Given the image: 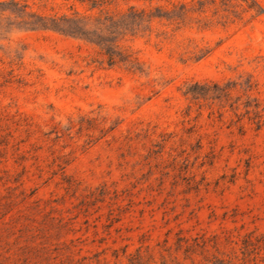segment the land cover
<instances>
[{
	"label": "rangeland",
	"instance_id": "1",
	"mask_svg": "<svg viewBox=\"0 0 264 264\" xmlns=\"http://www.w3.org/2000/svg\"><path fill=\"white\" fill-rule=\"evenodd\" d=\"M20 1L45 15L96 11ZM203 1L199 27L126 42L142 73L99 64L94 45L54 31L0 40L21 55L0 63V226L21 215L44 262L162 264L170 252L190 264L173 253L180 230L218 236L208 259L239 258L243 237L264 232V0ZM130 5L151 8H108Z\"/></svg>",
	"mask_w": 264,
	"mask_h": 264
},
{
	"label": "trees",
	"instance_id": "2",
	"mask_svg": "<svg viewBox=\"0 0 264 264\" xmlns=\"http://www.w3.org/2000/svg\"><path fill=\"white\" fill-rule=\"evenodd\" d=\"M83 3L85 0H79ZM115 0H87L88 10H96L88 14L73 11L70 14L45 15L31 11L27 4L20 0H0V40L6 39L5 33L13 29L29 30H49L63 35L76 37L89 42L96 48L99 56V64H105L107 67H123L131 73H142L143 65L138 57L133 53L130 46L126 44L132 38L142 35L151 30V37L160 41L174 37L179 31L201 25L199 13L204 5L203 0L190 2H172L170 0H145L151 2V8H137L134 5L126 9L110 10L108 6ZM0 63L13 66L19 63L21 55L17 50L11 51L0 44ZM205 55L194 53L192 57L198 60ZM193 97H198L199 91L188 89L186 91ZM248 102L246 107L249 108ZM255 102L253 108H258ZM248 111V110H247ZM260 116V115H259ZM260 119L256 120L259 124ZM3 222L0 226V238L7 240L0 247V264H50L44 262L42 256L48 253L45 242L31 244L28 240L35 239L38 235L28 225L18 227V219ZM18 233V234H17ZM14 241H9L10 236L15 235ZM22 237H25V243H21ZM229 236L226 237L228 239ZM167 242V240H166ZM174 252L182 250L184 259L189 260L190 264L200 263L197 259L202 256L204 260L211 264H234L235 260H240L241 264L264 263V232L246 234L242 241L239 251L241 256H227L226 258L212 254V258H206L209 244L211 248L219 252V243L217 235H205V233L196 236H186L180 230L176 235ZM163 250L167 251L168 248ZM47 259L49 260V256ZM55 258V257H54ZM162 264H179L176 255L168 252V258L162 255ZM201 258V259H202ZM59 264H64L62 260Z\"/></svg>",
	"mask_w": 264,
	"mask_h": 264
}]
</instances>
